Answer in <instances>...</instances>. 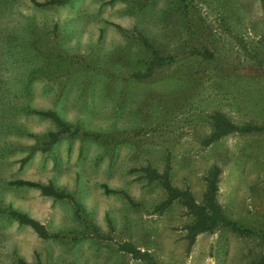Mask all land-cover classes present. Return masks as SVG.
Returning <instances> with one entry per match:
<instances>
[{
    "label": "rangeland",
    "instance_id": "rangeland-1",
    "mask_svg": "<svg viewBox=\"0 0 264 264\" xmlns=\"http://www.w3.org/2000/svg\"><path fill=\"white\" fill-rule=\"evenodd\" d=\"M31 1L0 0V209L11 206L64 238L40 239L2 213L0 264H145L120 251L124 243L157 264H259L262 240L226 228L187 250L183 228L192 217L178 203L156 212L165 193L140 169L163 171L169 159L173 186L199 203L208 170L219 167L225 215L264 231V133L204 144L215 112L237 126H264L262 0ZM155 54L172 63L133 77ZM23 102L94 136L62 135L47 149L57 126L22 112ZM15 179L72 195L80 213L67 199L9 186Z\"/></svg>",
    "mask_w": 264,
    "mask_h": 264
},
{
    "label": "trees",
    "instance_id": "trees-1",
    "mask_svg": "<svg viewBox=\"0 0 264 264\" xmlns=\"http://www.w3.org/2000/svg\"><path fill=\"white\" fill-rule=\"evenodd\" d=\"M71 0H48L43 3L32 0L31 2L35 6H62L69 3ZM183 1V0H182ZM264 3V0H262ZM140 41L146 47H150L148 41L140 36ZM172 63V58H165L155 54L154 60L151 62L150 66L145 72L133 73V77L137 79L146 78L151 75L152 71L156 67L165 66ZM30 104L28 102H23L20 105V110L25 114L35 115L40 118L49 119L57 126V132L49 133L48 141L46 143L47 149L53 147L59 140L60 136L67 135L70 137L81 136L90 137L82 129L68 124L57 112L53 110H37L30 109ZM211 133L204 140L205 145H211L212 143L220 140L221 138L228 136L233 133L240 134H253V133H264V126L258 127L253 125L237 126L235 125L225 114L221 112H215L210 116ZM27 158H25L22 163H25ZM171 162L169 159L165 161V167L163 171H158L152 166H146L140 169L142 173V178L147 181V184L157 183L165 193V198L156 206L155 211L159 214L166 211L173 204L178 203L181 205L188 215L192 217L191 223L187 224L183 231L185 232L184 238L187 242V250H190L193 246L196 238L205 233H213L219 228H226L238 237L243 238H260L264 243V231L256 228H250L243 226L236 221L228 218L223 212L217 200L218 194V184L219 176L221 170L217 166H213L208 170L206 177L204 178V191L202 193L201 202H197L191 191L186 189H181L173 186L171 181ZM9 186L15 188H35L39 189L41 194L46 197H52L57 200L67 199L74 203V206L78 213L81 211L80 205L75 202L72 195L65 193L64 191L56 190L52 185H41L40 183L24 180L15 179L8 182ZM104 192L106 194H119L124 200L131 206L136 205L131 197L125 191L111 190L106 185H102ZM5 214L10 220L17 222L20 226L29 227L40 239H62L63 235L55 233H50L45 225L38 222L37 220L31 218L28 214L14 210L11 206L0 209V214ZM97 232V230H95ZM97 234V233H96ZM82 235V234H81ZM80 234L75 235L72 242H76L80 239ZM120 251L129 254L133 259L144 262L145 264H157L152 255L148 252H141L139 249L134 247L130 243H124L120 245ZM13 264H28L22 258L16 257L13 260ZM36 264H42L38 259ZM259 264H264V255H262Z\"/></svg>",
    "mask_w": 264,
    "mask_h": 264
}]
</instances>
